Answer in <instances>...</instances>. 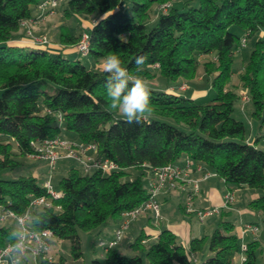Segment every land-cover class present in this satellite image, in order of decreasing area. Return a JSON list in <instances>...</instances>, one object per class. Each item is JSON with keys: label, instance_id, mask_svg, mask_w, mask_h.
Segmentation results:
<instances>
[{"label": "trees", "instance_id": "1", "mask_svg": "<svg viewBox=\"0 0 264 264\" xmlns=\"http://www.w3.org/2000/svg\"><path fill=\"white\" fill-rule=\"evenodd\" d=\"M42 1L0 0V173L21 163L10 138L20 153L28 156L31 141L59 137L64 129L85 144H96L97 160L118 166L109 172L97 167L93 171L84 167L82 172L72 166L63 175L57 188L60 197L49 207L43 205L49 217L46 228L55 235L53 241L69 240L74 257L80 258L81 232L120 225L124 213L148 200L142 175L124 179L127 169L174 164L183 155L222 176L230 188H261L263 193L251 205L264 213V150L257 146L260 136L254 143L248 141L245 122L234 117L240 96L228 86L241 36L254 39L241 80L254 105L252 115L264 131V36L260 35L264 0H199L197 5L185 0L182 7L173 6L172 0H131L130 14L120 7L123 0H68V11L97 15L88 29V56L100 60L115 54L134 75L157 70L171 80L191 78L199 57L215 54L214 60L204 62L206 70L215 73V97L200 101L149 88L152 112L141 123H127L109 107L103 69L89 68L62 51L10 42L24 20L37 17L34 11ZM165 3L170 6L160 9L155 24L148 28L152 5ZM80 36L64 30L60 42L75 45ZM141 55L147 59L137 72L135 60ZM157 115L184 123L187 130ZM42 195H48L47 189L37 176L0 177V205L19 212L26 206L29 209L31 200ZM234 227L233 222L223 220L213 231L208 243L212 254L201 264H264L257 262L255 242L242 251L245 258L236 259L241 245ZM7 231V226L0 227V246L7 243ZM147 238L142 231L132 247L145 252L150 264H193L191 256L206 243V236L192 237L187 250L168 228L153 242ZM101 239L108 238L98 241ZM104 251L105 257L94 258L91 264H144L141 253L128 256L117 246ZM41 263L65 261L59 256L44 258Z\"/></svg>", "mask_w": 264, "mask_h": 264}, {"label": "rangeland", "instance_id": "2", "mask_svg": "<svg viewBox=\"0 0 264 264\" xmlns=\"http://www.w3.org/2000/svg\"><path fill=\"white\" fill-rule=\"evenodd\" d=\"M184 1L185 0H172L171 3L173 4V6L182 7ZM190 1L192 4L195 5L199 3V0H190ZM163 5L164 4L160 6H158V4L152 5L150 9V18L147 21L148 28H151L155 24L157 17L160 13L159 10L163 9ZM120 7L126 13L128 14L132 13L131 0H123L120 4ZM68 8H69L68 0H58V6L55 9V11L51 13L50 12L46 13L45 18L40 21L41 27L46 26L52 30L51 32L52 34H50L49 36L47 33L42 34L47 36L48 42H50V39L53 40L55 39L58 42H60V37L63 30H69L75 35H79V33L82 30L88 31L89 28L85 26L84 21L88 20L91 23L93 19L97 18V15L95 14L90 16L74 14L68 11L69 10ZM41 14H43V9L37 7V9L34 11V15L39 16ZM22 33H26L27 35H29L28 32L26 31V28L23 25H21L20 28L14 32L13 35L22 34ZM34 35L36 34L34 33ZM260 35L264 36V30L260 31ZM241 38H243V35L241 36ZM76 44H75V48H77ZM253 47H254V39H248L245 46H240L238 49L235 50L234 61L232 64V75L228 82L229 84L228 86L233 88L234 91L240 96L235 103V111L233 113L234 117L245 122L246 127L248 128V136H249L248 141L254 143L256 136L258 135L260 136L257 142V146L262 150H264V131L259 129V122L252 115V111L254 110V105L250 99L243 100L244 95H249V90L241 80V75L244 68L248 64ZM70 57L73 59L78 58L87 67L95 68L98 70L103 69V64L105 60V59L95 60L90 56H82L78 51L70 55ZM214 59H215L214 53L200 56L199 57L200 62L198 63L196 73L191 78L179 77L176 80H171L166 78L164 75H162L160 71L157 70H153L154 74L148 73L147 75H141L138 77L143 79L147 83L148 87L152 89H162V90L172 89L171 91H173L178 95L190 96V97H195L194 93L198 91L200 94L198 93L199 95L196 96L195 98H197V100L200 101H206L208 99L215 97L217 93L215 87L213 86V79L215 73L214 72L209 73L206 70L204 64L206 60H214ZM155 117L165 120L169 123L175 124L178 127L187 130V126L184 123H178L172 118L162 117L158 115ZM59 138L61 140H68L65 137H62L61 135L59 136ZM10 141L13 142V151L16 154L15 157L21 163L15 169L2 170L0 173V177L3 179H16L21 175L36 174V176L38 177V181L44 184L45 181L49 179L51 174L52 183L57 189L58 183L63 177L62 175H64V171L67 170L70 166L76 165L80 168L82 172H84V170L81 169V165L84 168L83 163H81L77 159L74 158L72 159L69 158L64 160L59 159L57 164L53 168H51L50 164L46 160L32 158V157H28L27 155L21 154L16 145L15 140L13 138H10ZM61 149L62 148H59L60 152ZM79 162L81 163V165L77 164ZM127 172L128 173L124 176V179H133L137 175H142L144 184L146 185V187L149 186V183L151 182L150 178L152 174L151 169H148L147 167H143V168L133 167L127 169ZM232 191L234 192L236 198L231 205L232 207L224 208L217 215H209L202 221L199 220L198 217L190 218L188 215L183 213L179 206L181 197L179 196V194L173 193L172 197H170L169 202H167L166 204L164 203L160 204V211L162 218L155 220V222L154 221L149 222L147 213L144 212L141 213L135 220L130 222L129 227L124 232L122 240L119 242V248L123 251V253H125L128 256L141 253L143 257V263L150 264L145 252L143 251L137 252L131 247L132 242L136 240L139 233H141L142 229L146 226L151 229H154L156 228L155 225L157 224L160 228L161 226H164L165 223H168L170 221L175 222L185 219L192 224L194 235L199 232L198 234H201L202 236H206L205 239L206 243L202 249L203 251L208 247L209 238L212 235L214 229L218 227L223 220H228V219L233 220L235 222V228H234L235 230H237V227H241L243 229L251 221L253 222L255 221V223L252 224H258L260 227L259 232L255 235L260 236L261 239V244L256 248L257 262L264 263V213L260 212V217L257 213L254 214L253 212H257V211L251 205V201L256 197H258L259 195H261L263 191L261 188H251L247 185L234 187L232 188ZM243 208L247 209L248 211L245 213L242 212L241 209ZM230 209H231V213H229ZM210 218L214 219V221L211 222V224L208 223ZM1 226H6V225H0V227ZM112 226L114 228L116 226V223L112 224ZM115 231L111 235V237L115 234ZM92 232L95 235L97 234L96 230ZM92 232L91 233L81 232L82 233L81 249L83 255L80 258L74 257L72 253L71 242L66 239H62L60 241L58 240L53 241L48 257L57 258L59 251L64 258L65 264H91V261L94 258L103 259L105 257L104 248L99 243V241H96V244L94 245L95 235H92ZM244 234H246L247 236L246 242L252 240V237L254 236L252 235L254 233L247 228ZM242 241H243L242 238L239 237L241 248L240 251H238V253L243 251ZM202 251H199L194 255H196V257L199 259L202 254ZM42 259L43 258L41 256L38 257L35 261H33V264H42L41 263ZM237 260L239 261V259ZM193 264H198V263L193 261Z\"/></svg>", "mask_w": 264, "mask_h": 264}, {"label": "built area", "instance_id": "3", "mask_svg": "<svg viewBox=\"0 0 264 264\" xmlns=\"http://www.w3.org/2000/svg\"><path fill=\"white\" fill-rule=\"evenodd\" d=\"M58 6V0H43L39 4V8L43 9V14L37 16L33 19H28L23 21V25H28V34L34 38L35 41L45 44L48 42V38L45 35H34L33 26L35 23H39L42 19L45 18L46 13L54 12ZM170 6V3H165L163 9L166 10ZM49 8V9H47ZM47 9V10H46ZM95 22L93 21V25ZM248 39L243 37L241 41V46H245ZM77 51L82 56H88L90 53V36L88 31H83L81 33L80 39L76 44ZM158 66V64H156ZM243 100H249L248 95L243 96ZM62 118V115H59ZM32 151L28 154L29 157L38 158L48 161L51 168H53L58 160L62 157L74 158L81 161L86 170H90L93 167L102 168L104 171L109 172L113 169H117L118 166L109 160L100 161L97 159L87 158L84 159L82 155L85 153L87 148L96 149L97 146L94 143L85 144V146L78 147L77 144L68 141L61 140L59 137L46 138L43 140H33L31 141ZM59 148H64L65 153L62 154L59 151ZM92 160V162H90ZM196 165V169L201 173L200 177H195L192 174V165ZM151 182L148 186L149 198L144 203L140 204L138 207L124 213V219L121 224L117 227L115 234L108 239H101L99 243L103 246L105 250L113 248L119 244L122 240L125 230L129 227L131 221L135 220L141 213L152 212L155 219L161 218L160 211V201L159 195L164 191H174L182 190L185 193L184 196V208L187 213L195 214L199 220H204L207 216L220 213L222 209L231 207L232 203L235 201V194L232 190H229L226 195L224 202L221 206H213L207 208H197L194 205V196L200 189V182L206 180L213 175H217L214 171L207 169L202 163L193 162L190 158L186 160L184 164H168L161 167H154L151 169ZM188 184L191 187H187ZM45 188L47 189V196H36L30 202L29 209L33 205L37 206H51L52 200L60 197V191L55 188L52 183V175L50 174L49 179L44 183ZM250 229L251 232L257 234L260 230L258 224L249 223L243 228L245 230ZM45 237L49 241L48 251L41 257H48L53 239L55 238L52 230L47 229L45 232ZM3 247V246H0ZM243 251L247 249V245L243 244ZM243 258H245L243 256ZM51 259V258H50Z\"/></svg>", "mask_w": 264, "mask_h": 264}, {"label": "clouds", "instance_id": "4", "mask_svg": "<svg viewBox=\"0 0 264 264\" xmlns=\"http://www.w3.org/2000/svg\"><path fill=\"white\" fill-rule=\"evenodd\" d=\"M122 38V37H121ZM147 59L146 55L135 60L137 72ZM107 73L104 82L109 107L125 118L127 123H141L151 114L150 89L147 83L123 66L119 56L111 54L104 60ZM11 221V222H10ZM49 217L44 206L16 211L11 206L0 205V225L7 226V243L0 247V264H33L48 251L45 237Z\"/></svg>", "mask_w": 264, "mask_h": 264}, {"label": "crops", "instance_id": "5", "mask_svg": "<svg viewBox=\"0 0 264 264\" xmlns=\"http://www.w3.org/2000/svg\"><path fill=\"white\" fill-rule=\"evenodd\" d=\"M94 20L95 19H93L91 23H90V21L85 20L84 21L85 26L87 28L92 27ZM23 26L26 28V31H28V25H23ZM32 26H33V30L35 31L34 33L36 34V36H39V34L42 35L43 33H47L48 36L50 34H52L51 33L52 30L50 28L46 27V26L41 27L40 26V22L39 23H35ZM83 31L84 30H82L79 33V35ZM10 42L13 43V44H18V45H29V46H37V47H42V48H48L49 50H52V51H62L64 54H66L69 57H70V55H72L75 52H77V49L75 48V45H64V44H62L61 42H58L55 39L54 40L50 39V42H47L45 44H41V43L35 41L32 36H29L26 33L12 35V38H11ZM167 90L171 91L172 89L171 90L167 89ZM171 92H173V91H171ZM198 93L199 92L196 91L194 93L195 94L194 96L195 97L198 96L200 94V93L199 94ZM195 97H193V98H195ZM60 135L62 137H65L66 139H68V141H71V142L77 144L78 147L85 146V143H83L76 134H74L73 132H71L69 130L64 129ZM61 153L62 154L65 153V149L64 148L61 149ZM82 157L84 159L91 158V159L94 160V159H98V154H97V151L94 148H87L85 150V153L82 155ZM188 158L189 157L187 155H183L178 160L177 163L178 164H184ZM60 159L64 160V159H69V158L62 157ZM70 159H72V158H70ZM79 163H77V164L81 165V163L80 164ZM72 166H76V165H72ZM72 166H70L67 170L64 171V175L68 173L69 169ZM145 167H147L148 169H151L149 166H145ZM81 169L84 170L82 165H81ZM93 169H94V167L91 170H93ZM192 174L195 177H200L201 176V173L196 169V165L195 164L192 165ZM32 175L36 176V174H32ZM187 187H190V185L188 184ZM222 187H224V188H222ZM229 190H232V188H230V185H227V183L224 181L222 176H220L218 174L217 175H213L210 178H208L206 180H202L200 182V189L194 196V205L197 208H207V207H212V206H220V205L223 204L224 199H225V195H226V193ZM173 193L179 194V196L181 197L179 206H180V209L182 210V212L185 213L186 215H188L190 218H196L197 216L195 214L187 213L184 210L183 207H184V196H185V193L182 190L164 191V192L160 193V195H159L160 204L161 203L166 204L167 202H169L170 197H172ZM241 211L245 213L248 210L243 208V209H241ZM229 213H231V209L229 210ZM253 213L254 214L257 213L259 215V217H260V212H253ZM217 214L218 213L213 214V215H217ZM147 216H148L149 222H153V221L155 222V220H157V219L154 218V215H153L152 212H148ZM161 218H162V215H161ZM213 221H214V219L210 218L208 223L211 224V222H213ZM227 221L233 222V224L235 226V222L233 220L228 219ZM250 223H255V221L254 222L251 221ZM113 224H115V223H113ZM111 226H112V224L108 225L107 227L100 228V229L96 230L97 231L96 235L93 234V232H92V235H95L94 236L95 241L93 240L94 241V245L96 244V241H98L99 238H109V237H111V235L114 233V231L119 226V223H116V226L114 228H113V226L112 227ZM155 226H156V228H154V229H151V228H149L147 226L142 229V231H144L148 235V238L146 239L147 242L155 241L156 238H157V235L161 232V230L163 228H168V229L172 230L176 234L178 240L185 246V248L187 250H189L190 240H191L192 237H203L201 234H198L199 232L194 235L193 234L192 224L190 222H188L187 220H185V219H182L181 221H175V222H171L170 221L168 223H165V225L161 226L160 228H159V226L157 224ZM233 232L238 237H241L242 240H243L242 241L243 244H245L247 246H248V244H250L252 242H255V245H254V247H255L254 249L255 250H256L257 246H259L261 244L260 236H256L255 234H252V235H254L252 237V240H249V241L246 242L247 236H246V234H244L243 229L241 227H237V230L234 229ZM117 247L119 248V244L117 245ZM131 247H132V244H131ZM237 253H236V259L241 260L243 258V256H245V254L243 252H240L238 254ZM211 254H212V252L209 250V246H208L205 250L202 251V254H201L199 259L196 257V255L193 254L191 256L192 262L195 261L198 264H201ZM59 256H62V255L58 251V257Z\"/></svg>", "mask_w": 264, "mask_h": 264}]
</instances>
